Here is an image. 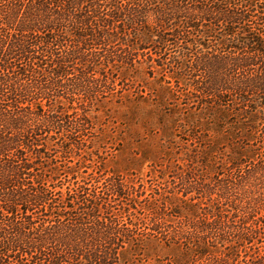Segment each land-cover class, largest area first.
I'll return each instance as SVG.
<instances>
[{
  "label": "rangeland",
  "instance_id": "374dc122",
  "mask_svg": "<svg viewBox=\"0 0 264 264\" xmlns=\"http://www.w3.org/2000/svg\"><path fill=\"white\" fill-rule=\"evenodd\" d=\"M210 1L78 0L88 45L30 84L55 127L41 156L63 191L77 181L111 206L130 241L118 264H264V119L243 126L224 58L244 37L206 21Z\"/></svg>",
  "mask_w": 264,
  "mask_h": 264
},
{
  "label": "trees",
  "instance_id": "16d2710c",
  "mask_svg": "<svg viewBox=\"0 0 264 264\" xmlns=\"http://www.w3.org/2000/svg\"><path fill=\"white\" fill-rule=\"evenodd\" d=\"M211 1L210 8L199 7L206 21L225 24L229 36L235 26L242 30L244 39L230 41L234 51L224 63L231 95L243 106V126L253 130L257 117L264 119V6L243 0L240 10L225 9ZM78 6V0H0V101H7L0 102V264H118L127 242L116 239L120 221L105 199L77 181L63 191L59 170L41 156L47 153L42 141L55 127L39 101L45 94L30 84L39 67L56 62L63 68L74 41L88 45L96 23L75 19ZM213 13L222 14L209 17ZM257 20L261 27L252 30ZM109 192L124 195L119 187Z\"/></svg>",
  "mask_w": 264,
  "mask_h": 264
}]
</instances>
